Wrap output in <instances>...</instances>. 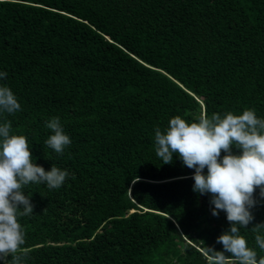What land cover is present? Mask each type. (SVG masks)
Listing matches in <instances>:
<instances>
[{"label": "trees", "instance_id": "obj_1", "mask_svg": "<svg viewBox=\"0 0 264 264\" xmlns=\"http://www.w3.org/2000/svg\"><path fill=\"white\" fill-rule=\"evenodd\" d=\"M0 72L21 105L0 124L37 166L69 173L22 188V264H208L206 247L224 250L226 213L177 154L162 163L155 129L202 112L264 118V0H0ZM53 117L72 142L62 155L45 144ZM254 198L241 234L259 259Z\"/></svg>", "mask_w": 264, "mask_h": 264}, {"label": "clouds", "instance_id": "obj_2", "mask_svg": "<svg viewBox=\"0 0 264 264\" xmlns=\"http://www.w3.org/2000/svg\"><path fill=\"white\" fill-rule=\"evenodd\" d=\"M6 76L7 73L0 72V79ZM20 109L13 91L6 85L0 86V112L14 114ZM45 127L53 133L45 141L46 146L62 155L72 142L64 133L60 118H51ZM10 132V121L0 124V261L22 264L29 250L22 247L25 233L18 216H30L34 211L31 198L22 188L46 184L49 189H58L69 173L55 165L50 171L37 166L27 137ZM155 145L163 164H171L177 154L184 166L194 169L193 191L211 194L212 215L218 217L223 211L232 225L216 241L223 245V251L206 247L208 264H264V256L258 259L257 251L248 246L241 234V229L247 230L255 219L251 209L257 204V188L264 199V118H257L251 109L240 115L227 112L210 117L202 112L191 123L176 116L164 132L159 127L155 129ZM233 147L239 154L233 153ZM250 231L255 245L264 251V223L256 224Z\"/></svg>", "mask_w": 264, "mask_h": 264}]
</instances>
